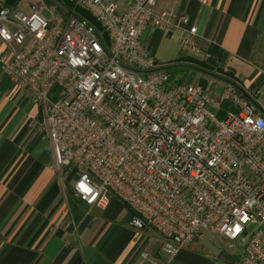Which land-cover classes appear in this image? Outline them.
<instances>
[{
    "label": "built area",
    "instance_id": "2783aa9c",
    "mask_svg": "<svg viewBox=\"0 0 264 264\" xmlns=\"http://www.w3.org/2000/svg\"><path fill=\"white\" fill-rule=\"evenodd\" d=\"M44 1L33 0L26 15L0 0V71L41 108L55 169L74 179L73 197L106 210L114 195L133 229L163 239L169 260L206 234L241 242L243 264H264L259 90L248 98L227 83L213 98L210 86L153 71L145 31H180L183 50L210 58L187 16L152 11L158 0H127L123 12L116 0H68L99 29L61 18Z\"/></svg>",
    "mask_w": 264,
    "mask_h": 264
},
{
    "label": "crops",
    "instance_id": "0c3cea01",
    "mask_svg": "<svg viewBox=\"0 0 264 264\" xmlns=\"http://www.w3.org/2000/svg\"><path fill=\"white\" fill-rule=\"evenodd\" d=\"M20 2L8 7L26 14L33 0L28 7L16 9ZM57 2L60 8L46 7L67 18L68 12ZM126 2L116 0L118 12L125 10ZM152 11L187 16L197 28L202 51L218 48L220 67L212 69L232 75L224 76L223 86L232 83L248 98L253 89L264 86V0H158ZM172 35H177L180 44V31L142 33L141 41L156 61L153 71L169 75L157 60L165 58L163 50ZM173 47L177 49L176 44ZM4 50L0 41V54ZM179 56L184 61L205 62L185 49ZM194 83L210 86L211 96L218 97L211 88L217 85L201 78ZM39 119L41 108L15 90L0 71V264H243L241 242L206 234L169 260L161 253L159 236L151 239L143 236L149 230L142 234L133 230L130 210L114 195L106 210L90 208L74 198L73 184H67L63 173L55 169L50 142L37 129ZM215 239L222 245L220 250ZM142 252H147V259L141 257Z\"/></svg>",
    "mask_w": 264,
    "mask_h": 264
},
{
    "label": "rangeland",
    "instance_id": "374dc122",
    "mask_svg": "<svg viewBox=\"0 0 264 264\" xmlns=\"http://www.w3.org/2000/svg\"><path fill=\"white\" fill-rule=\"evenodd\" d=\"M31 0H21L20 4L16 7V9H21V8H26L28 7V4H30ZM53 3H50V2ZM44 4L47 6L50 5H55L56 7L60 8V4L55 1V0H45ZM58 12L60 11L59 9H57ZM25 12H27L26 14L29 15L30 14V9L28 11L25 10ZM43 15L45 17H49L46 11H43ZM62 15V14H61ZM176 44L177 49L175 50V48L173 47V45ZM6 47V46H5ZM181 49L182 46H180L179 41H178V37L177 35H172L171 39H168V43L166 44V49L163 50L164 56L165 58H160V60L158 59V63L159 65H162L163 67H166V71L169 73V75L171 76V78H173L174 80H176L177 82H185V83H193L196 84L194 82H198L199 79H204L207 80L210 84L213 83V85H217L216 88H212V92L214 90L215 95L219 96L223 89H224V73L223 72H219L216 71L214 69H212V66H204V65H200L197 64L193 61H184L182 59H179L181 55ZM221 65V64H220ZM185 67H188L185 68ZM194 69V70H193ZM198 70L199 72L195 71ZM225 72V71H224ZM194 74H199V77L197 75V78L195 77ZM260 92V96H259V100L258 102L262 103L264 101V86L262 88L259 89ZM209 110V112H213L215 113L216 110L214 108L208 107L207 108ZM224 109H226L225 105L221 106V111H223ZM40 122V124L37 125V129H39V131L42 132V121L39 119L37 120V122ZM68 176L65 177V179H67ZM65 182L67 184H73L74 179L70 180H65ZM135 230V229H133ZM149 230L148 233H144L143 236H147L148 238L154 239V238H158V235H156V233H154L153 231H151L152 229H147ZM137 233H141L144 232L145 230H135ZM160 237V236H159ZM160 240H162V245H163V239L160 237ZM213 243H215L216 247L222 248V245H219V241L217 239L213 240ZM224 250L227 251V245H224ZM235 248L237 250H240V247L235 246ZM209 251V250H208ZM209 252H214V251H209ZM230 253L233 252H237L235 250H230Z\"/></svg>",
    "mask_w": 264,
    "mask_h": 264
},
{
    "label": "trees",
    "instance_id": "16d2710c",
    "mask_svg": "<svg viewBox=\"0 0 264 264\" xmlns=\"http://www.w3.org/2000/svg\"><path fill=\"white\" fill-rule=\"evenodd\" d=\"M19 1L20 0H5V4L9 7H12V6H15ZM55 1H57V0H55ZM59 2L63 5V7L65 8V10L68 12L69 15H74L75 17H77L81 20H85L90 25H94L97 29H99V26L93 21V19L88 14H86L85 12H83L77 8H74L69 3L68 0H59ZM103 38H104L103 42H106V37L103 36ZM208 51L210 54V58L208 60H206L205 62H198V64L204 65V66H212V67L215 66L216 67V65L220 62V59H221L220 52L216 46H210ZM224 76H226L228 78H232L231 73H227Z\"/></svg>",
    "mask_w": 264,
    "mask_h": 264
},
{
    "label": "water",
    "instance_id": "95a60500",
    "mask_svg": "<svg viewBox=\"0 0 264 264\" xmlns=\"http://www.w3.org/2000/svg\"><path fill=\"white\" fill-rule=\"evenodd\" d=\"M59 1V0H58Z\"/></svg>",
    "mask_w": 264,
    "mask_h": 264
}]
</instances>
